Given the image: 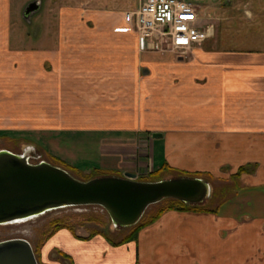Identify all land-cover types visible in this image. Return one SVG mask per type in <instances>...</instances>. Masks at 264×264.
I'll use <instances>...</instances> for the list:
<instances>
[{
	"label": "crops",
	"instance_id": "0c3cea01",
	"mask_svg": "<svg viewBox=\"0 0 264 264\" xmlns=\"http://www.w3.org/2000/svg\"><path fill=\"white\" fill-rule=\"evenodd\" d=\"M248 3L238 26L230 16L215 22L204 51L183 72V62L171 56L144 52L137 57V34L124 19V11L134 6L92 9V25L68 23L76 12L59 10L64 22L53 35L57 49L50 52L12 48L10 0H0V81L27 92L21 100L32 114L44 112L35 114L31 129L11 131L97 132L89 142L96 151L91 166L103 174L132 172L138 178L167 164L171 171L207 173L211 189L237 179L248 190L249 210L220 209L226 197L214 204L216 211L167 210L135 240L118 245L100 235L79 239L61 228L43 242L40 256L48 257L44 246L58 234L53 248L73 264H264V48L220 47V34L230 33V23L246 39L262 28L263 5ZM95 13L103 15L102 22ZM140 62L147 66L141 68L140 86L147 100L144 111H135ZM7 95L1 88L0 96ZM52 138L55 145L66 143ZM144 146L147 154L141 153ZM74 156L72 164L78 160ZM62 158L72 160L67 154Z\"/></svg>",
	"mask_w": 264,
	"mask_h": 264
},
{
	"label": "rangeland",
	"instance_id": "374dc122",
	"mask_svg": "<svg viewBox=\"0 0 264 264\" xmlns=\"http://www.w3.org/2000/svg\"><path fill=\"white\" fill-rule=\"evenodd\" d=\"M33 0H10V9H9V23L12 27V48L18 49H26L31 50L33 48H43L49 50L50 52L53 50V47L57 49L58 42L54 38V34L56 33V28H58V24H61L63 19L59 14V10L61 9H73L76 14H74L72 20L68 19V23L74 24H89L92 25L94 23V18L90 15L93 10L98 9H113V10H121L128 6H136L135 4L138 0H36L40 6L37 11H34L29 17L24 18L22 15V10L26 6L27 3ZM193 4L199 6V13L201 15L210 16L215 22H221L222 16H227L230 18L235 17V24L239 23V18L244 15V10L246 9L245 3L248 1L254 7H261L262 4L259 0H188ZM248 3V4H249ZM90 9V10H89ZM88 13H85L87 12ZM94 13V12H93ZM97 22L103 21V15L100 16L96 14ZM91 17V18H90ZM93 18V19H92ZM105 19V18H104ZM233 23H230V32L229 34L221 32L222 39L220 40V47H230L234 49L239 48H264V22L262 28L257 33L252 35H248V39L241 35L239 29L238 31L236 26H233ZM52 30H55L54 33L46 34ZM41 40V42H39ZM164 47V46H163ZM203 43L200 46L193 47L188 50L184 55L177 54L170 50H155L153 48H148L146 50L141 51L139 49L138 39H137V57H139L144 52H156L158 56H171L174 59H179L183 62L181 64V69L179 71L189 72L187 68L190 69L192 61L198 54L202 51ZM165 48V47H164ZM53 52V51H52ZM168 54V55H167ZM172 64V69L170 72L175 73V67ZM147 67L142 65V63H138L137 73H139L138 78L136 80V89H137V102L135 105V111L139 109L145 110V101L144 93L141 90V81H142V72L141 68ZM4 72V71H3ZM2 73V72H1ZM0 73V74H1ZM3 73L1 74V77ZM3 88L9 91V95L0 96V130H10L11 129H23L28 128L31 129L35 122L36 115L43 117V111L33 112L28 111V109L23 105L22 98L25 99V94L27 92L20 91L18 89H10L5 84V80L1 79L0 81V89ZM25 92V93H23ZM24 96H22V95ZM13 104L18 107L17 110H11L12 112L6 111V107L9 108ZM30 106V104L28 105ZM128 109V106H126ZM10 111V110H9ZM143 113V112H142ZM47 114V113H45ZM81 114L80 112L78 113ZM83 114V113H82ZM57 116H60V113H57ZM140 118L142 115L140 114ZM34 119V120H33ZM57 125L61 123V120H57ZM81 126L83 122H81ZM43 126V125H42ZM85 129V128H84ZM79 130V129H78ZM47 130L38 129L31 130L28 133H23L24 136L28 138V140H7L4 138L0 139V150L6 149L12 152H22L24 148L27 146H31V149H34L36 153L39 154L38 157H30L29 161L32 163H36L39 161H46L51 163L50 155H54L60 158L64 157L66 154L72 160L68 162L73 163L75 160L74 155L78 156V160L75 165L78 168H82L83 173H87L86 166L94 165L96 162L95 159V148L94 143H89L91 140V136L97 137V132H82V131H61L60 133H48ZM21 132V131H19ZM18 132V133H19ZM19 134H22L19 133ZM12 135H16L13 133ZM60 137L59 139L63 142L65 141V145L61 146L60 143L55 145L56 140H53L52 137ZM33 147V148H32ZM61 149V150H60ZM141 153H145L144 150H141ZM65 154V155H64ZM62 156V157H61ZM73 156V157H72ZM63 159V158H62ZM65 160V159H64ZM53 162V161H52ZM92 167V166H91ZM149 172H145L144 175ZM177 171L164 170L161 172V178H165L167 176H177ZM208 180L207 177H204ZM138 179V178H137ZM209 181V180H208ZM212 183V182H211ZM235 184V186L233 185ZM213 184V183H212ZM220 185H213V189H216V200L209 203V206H214L218 201L222 200L226 197L225 203L222 204L220 209H228L234 210V206L239 205L242 206L243 210H249L247 203V198H244L247 195L246 188L240 184L239 180H232V184L228 183L227 186L222 189L219 188ZM260 190L264 192V182L261 184ZM221 189V190H220ZM212 190V189H211ZM246 190V191H245ZM256 193L254 192L253 195ZM252 211V210H251ZM95 212L100 214H105V210L98 205H78V206H67L57 209H52L50 211H46L45 213L31 217L28 219L9 222L0 224V240L13 238V237H22L27 239L32 246L35 245V242L38 237V230L44 227L51 219L55 217H65L69 219L73 224L77 223V220L81 217L83 213ZM113 233L118 235V233L114 230ZM120 234V232H119ZM58 234L53 235L48 242L44 246V252L48 255V257H42L39 253V259L43 264H64L60 259H56L53 257L56 253V248H53L57 245L55 238H57ZM58 239V238H57ZM52 248V249H51Z\"/></svg>",
	"mask_w": 264,
	"mask_h": 264
},
{
	"label": "water",
	"instance_id": "95a60500",
	"mask_svg": "<svg viewBox=\"0 0 264 264\" xmlns=\"http://www.w3.org/2000/svg\"><path fill=\"white\" fill-rule=\"evenodd\" d=\"M38 8L36 0L30 1L22 11L23 17ZM160 134L153 132L152 136ZM31 156H39L31 146L22 152L0 150V224L67 206L98 205L106 211L114 228L125 227L135 224L149 205L164 198L195 204L204 202L211 193L209 182L200 177L177 175L146 181L126 172L81 180L49 162L32 163ZM0 264L39 262L27 239L13 237L0 240Z\"/></svg>",
	"mask_w": 264,
	"mask_h": 264
},
{
	"label": "trees",
	"instance_id": "16d2710c",
	"mask_svg": "<svg viewBox=\"0 0 264 264\" xmlns=\"http://www.w3.org/2000/svg\"><path fill=\"white\" fill-rule=\"evenodd\" d=\"M13 133H16V135H12ZM19 133L16 131L0 130V139L4 138L14 141H17L19 139L28 140V138L24 136L23 133ZM50 158L51 164L65 169L73 176L81 180H87L93 176L103 175V171L96 168L95 166L90 167L87 173H83L82 168H78V166H76L75 164H72L60 157L50 155ZM164 170H172V167L168 166L167 164H163L159 169L150 171L146 175L138 176V179L146 181L159 180L161 179V172ZM240 170H246V168L241 167L239 171ZM176 174L200 177L203 179H205L204 177L212 178L207 173L200 171L188 172L178 170ZM236 174H239V172H237ZM216 192L217 191L215 188L212 189L210 196L204 202L195 204L186 203L176 198H164L154 204L149 205L135 224L125 227H116L114 229L106 211L104 212L105 214L95 212L83 213L77 220L76 224H73L71 221H69V219L65 217H55L51 219L44 227L38 230L37 240L35 242V245L32 246L33 251L39 264H43L39 259V248L49 236H51L54 232L61 228L69 229L74 234V236L79 239H89L96 235H100L109 243L114 245L126 243L128 241L135 240L137 238L139 230L153 223L164 211H216L215 208L217 207V205L212 207L208 205L209 203L216 200ZM114 230L118 233V235L113 233ZM53 257H56V259H60L64 264H73L72 260H70V258L65 253L59 251L58 249H56V253Z\"/></svg>",
	"mask_w": 264,
	"mask_h": 264
},
{
	"label": "built area",
	"instance_id": "2783aa9c",
	"mask_svg": "<svg viewBox=\"0 0 264 264\" xmlns=\"http://www.w3.org/2000/svg\"><path fill=\"white\" fill-rule=\"evenodd\" d=\"M124 19L136 32L141 51L153 48L181 55L212 36L215 26L210 16L201 15L199 6L188 0H138L124 11ZM140 150L148 153L147 146Z\"/></svg>",
	"mask_w": 264,
	"mask_h": 264
}]
</instances>
